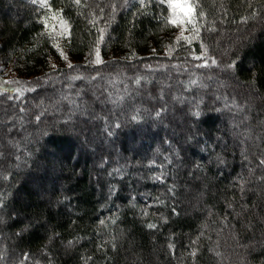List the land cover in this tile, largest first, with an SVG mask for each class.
<instances>
[{
    "label": "trees",
    "instance_id": "1",
    "mask_svg": "<svg viewBox=\"0 0 264 264\" xmlns=\"http://www.w3.org/2000/svg\"><path fill=\"white\" fill-rule=\"evenodd\" d=\"M192 2L0 0V264H264V0Z\"/></svg>",
    "mask_w": 264,
    "mask_h": 264
},
{
    "label": "snow or ice",
    "instance_id": "2",
    "mask_svg": "<svg viewBox=\"0 0 264 264\" xmlns=\"http://www.w3.org/2000/svg\"><path fill=\"white\" fill-rule=\"evenodd\" d=\"M75 3L79 4L80 0H74ZM162 3L165 2V0H161ZM166 3L168 5V8L171 10V18L169 19V23H174L178 27H182L184 24H192L193 25V32L195 34H198L199 29L195 27V20L196 16L194 15V9L198 7L195 3L192 2V0H166ZM46 4V0H41V6H44ZM58 15V14H57ZM200 16H203V13H200ZM55 18V17H54ZM61 23L63 24V20H61ZM103 32V30H101ZM103 39V35L98 39L97 43L99 44ZM179 39H185L188 38L183 36V31H181ZM61 56H63L65 59H67L66 56H64L63 52H61ZM99 56V50L97 49V57ZM199 58V57H197ZM216 63L215 60L212 61V64L214 65ZM71 66V65H70ZM205 66V65H200ZM264 163V161H262ZM149 227H153L152 225H149ZM27 259V257H25Z\"/></svg>",
    "mask_w": 264,
    "mask_h": 264
},
{
    "label": "rangeland",
    "instance_id": "3",
    "mask_svg": "<svg viewBox=\"0 0 264 264\" xmlns=\"http://www.w3.org/2000/svg\"><path fill=\"white\" fill-rule=\"evenodd\" d=\"M174 24V23H173ZM175 25V24H174ZM187 25H189V24H184V25H182V27H178L180 30H186V26ZM176 26V25H175ZM56 32V34H57V41H58V43L56 44V46L58 47V51H59V56H60V62L61 63H63V64H69L70 63V61L68 60V58L67 59H65L63 56H61V52H63V54H64V56H66L65 55V53H64V51L61 49V47H62V44H63V41H64V39H65V36H66V34H65V32H66V29H65V24L63 23H61V21H59L58 23H57V29L55 30ZM57 63V62H56ZM14 74L13 73H11L8 69H4L3 70V72H1L0 71V92H4V91H6V92H11L12 91V89H16V88H18V85H17V81L16 80H14L13 78H14ZM74 77H70V78H67L68 79V81H70V80H72ZM54 99V100H53ZM53 99H51L52 101V103H54L55 105L56 104H58V99H57V97H55L54 95H53ZM19 119H24L25 121H27V119H25V118H18V116H16L15 114H13V115H10L9 117H7V118H5V120L6 121H11V122H14V125H13V128H15L16 126L18 127V123H19ZM4 120V121H5ZM2 121V120H1ZM17 124V125H16ZM11 127H12V125H6L5 127H4V133L7 131V130H9V129H11ZM12 128V129H13ZM14 130V129H13ZM15 131V130H14ZM23 132V131H22ZM1 133L3 134V130L1 131ZM22 135H23V137H26L27 136V134H25L24 132L22 133ZM25 135V136H24ZM3 136V135H2ZM13 146H15V144L14 145H12L11 147H13ZM14 149H16L15 147H14Z\"/></svg>",
    "mask_w": 264,
    "mask_h": 264
}]
</instances>
